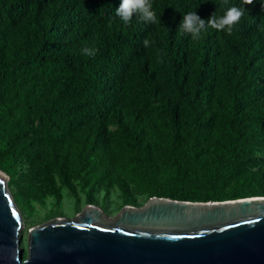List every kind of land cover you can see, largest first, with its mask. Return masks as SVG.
<instances>
[{"label":"trees","instance_id":"16d2710c","mask_svg":"<svg viewBox=\"0 0 264 264\" xmlns=\"http://www.w3.org/2000/svg\"><path fill=\"white\" fill-rule=\"evenodd\" d=\"M120 2L0 0V114L52 124L51 132L38 129L36 142L42 148L53 140L54 154L81 176L89 204L95 188L125 191V180L147 199L263 193L249 186H260L256 173L237 172L236 157L264 148L263 128L249 130L247 122L257 114L244 109L253 82L264 83V0H150L158 22L134 13L127 24L115 13ZM231 6L244 9L231 34L206 25L193 39L178 30L189 11L207 21ZM207 129L210 148L200 163L196 143ZM156 144L171 159L163 173ZM12 158L10 147L0 149L2 171L13 172ZM13 197L23 216L25 202Z\"/></svg>","mask_w":264,"mask_h":264},{"label":"water","instance_id":"95a60500","mask_svg":"<svg viewBox=\"0 0 264 264\" xmlns=\"http://www.w3.org/2000/svg\"><path fill=\"white\" fill-rule=\"evenodd\" d=\"M0 172V264H264V197L189 202L150 197L114 218L87 205L29 228Z\"/></svg>","mask_w":264,"mask_h":264},{"label":"rangeland","instance_id":"374dc122","mask_svg":"<svg viewBox=\"0 0 264 264\" xmlns=\"http://www.w3.org/2000/svg\"><path fill=\"white\" fill-rule=\"evenodd\" d=\"M252 86L255 96L247 99L244 109L257 114L256 121L248 119L247 122L250 125L249 130L255 125L263 128V133H259L257 137L264 142V83L255 80ZM150 109L157 112L160 106L153 103ZM0 122V149L10 147L13 151V172H4L1 169L0 172L7 179L12 196L22 198L26 206V212L22 216L24 228L20 243L24 256L27 254V232L35 225L54 218L74 219L87 205L97 206L106 217L114 218L123 206L142 207L146 203L147 194L134 183L125 180V191L116 187L107 191L100 187L95 188L94 202L89 204L85 190L80 187L81 176L71 170L65 159L54 154L53 140L48 141L42 148L36 142L38 129L46 127L51 132V123L36 117H22L13 111L1 113ZM109 128L115 133L119 124L111 119ZM209 133L207 129L196 143L200 163L208 156ZM156 147L160 157L159 170L163 173L171 169V159L163 146L156 144ZM236 169L240 174L256 173L260 186L254 183L249 186L253 190L261 187L263 193L254 197H264V148L253 147L248 151L239 152L236 157Z\"/></svg>","mask_w":264,"mask_h":264},{"label":"clouds","instance_id":"9594fccd","mask_svg":"<svg viewBox=\"0 0 264 264\" xmlns=\"http://www.w3.org/2000/svg\"><path fill=\"white\" fill-rule=\"evenodd\" d=\"M252 2L253 0H244V3L248 5H251ZM223 3L227 4V0H223ZM115 13L126 24L130 22L134 13L139 16L140 20L146 23L158 22L156 14L152 10L150 0H121ZM243 14L244 9L231 6L227 8L222 16L217 17L216 12H214L208 20L205 21L200 19L195 11H189L181 18L178 30L190 33L193 39L199 38L200 34L206 31L207 27L216 30H226L228 34H231L233 26L237 24ZM144 44H147V40L144 41ZM83 50H85V48ZM95 54L96 50L90 49L87 55L95 56Z\"/></svg>","mask_w":264,"mask_h":264}]
</instances>
